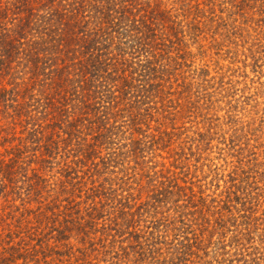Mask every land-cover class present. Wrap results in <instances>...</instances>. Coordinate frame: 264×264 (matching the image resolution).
Instances as JSON below:
<instances>
[{
	"label": "rangeland",
	"instance_id": "374dc122",
	"mask_svg": "<svg viewBox=\"0 0 264 264\" xmlns=\"http://www.w3.org/2000/svg\"><path fill=\"white\" fill-rule=\"evenodd\" d=\"M161 1L181 45L123 159L96 176L141 202L91 217V202L0 197V264H264V0Z\"/></svg>",
	"mask_w": 264,
	"mask_h": 264
},
{
	"label": "trees",
	"instance_id": "16d2710c",
	"mask_svg": "<svg viewBox=\"0 0 264 264\" xmlns=\"http://www.w3.org/2000/svg\"><path fill=\"white\" fill-rule=\"evenodd\" d=\"M165 13L161 0H0V197L78 202L77 213L91 202V217L104 202H141L96 176L123 159L140 103L163 91L165 54L181 45Z\"/></svg>",
	"mask_w": 264,
	"mask_h": 264
}]
</instances>
